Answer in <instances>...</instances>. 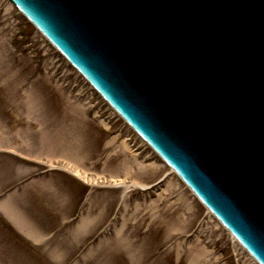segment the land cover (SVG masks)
<instances>
[{"label":"rangeland","instance_id":"374dc122","mask_svg":"<svg viewBox=\"0 0 264 264\" xmlns=\"http://www.w3.org/2000/svg\"><path fill=\"white\" fill-rule=\"evenodd\" d=\"M80 79L0 0V264H257L128 125L77 97Z\"/></svg>","mask_w":264,"mask_h":264},{"label":"water","instance_id":"95a60500","mask_svg":"<svg viewBox=\"0 0 264 264\" xmlns=\"http://www.w3.org/2000/svg\"><path fill=\"white\" fill-rule=\"evenodd\" d=\"M264 264V0H13Z\"/></svg>","mask_w":264,"mask_h":264},{"label":"bare ground","instance_id":"6f19581e","mask_svg":"<svg viewBox=\"0 0 264 264\" xmlns=\"http://www.w3.org/2000/svg\"><path fill=\"white\" fill-rule=\"evenodd\" d=\"M121 144H122L123 147H127V148H128V144H127V141H126V140L122 141ZM171 184H172V181H171V180H169V181L167 182V184H166V183H163V185H165V186L163 187V189H165V190H169V187H170ZM3 203H6L5 200H3V201L0 203V205H2ZM9 211H10V214H11V215H14V210H13V208L10 207ZM200 257H202V256H200ZM196 260H197V258H196ZM199 260H200V259H199ZM199 260H197V262H198ZM192 263H193V262H192Z\"/></svg>","mask_w":264,"mask_h":264}]
</instances>
